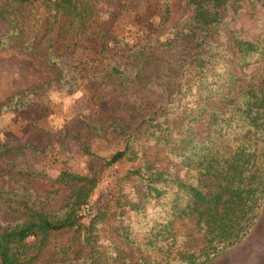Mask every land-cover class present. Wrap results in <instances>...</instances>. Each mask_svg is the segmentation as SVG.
Returning <instances> with one entry per match:
<instances>
[{
  "label": "trees",
  "instance_id": "obj_1",
  "mask_svg": "<svg viewBox=\"0 0 264 264\" xmlns=\"http://www.w3.org/2000/svg\"><path fill=\"white\" fill-rule=\"evenodd\" d=\"M110 8L107 0H0V48L21 38L33 49L39 36L61 80L78 83L84 66L59 58L86 37L103 40ZM186 9L157 38L127 49L117 41L111 55L102 47L104 72L86 77L123 97L97 131L116 145L100 158L108 202L88 206L95 173L38 172L25 158L32 144H2L0 264H41L49 248L46 264H208L248 235L264 202V23L249 34L238 19L264 0H186ZM34 176L67 187L66 202L53 208Z\"/></svg>",
  "mask_w": 264,
  "mask_h": 264
},
{
  "label": "rangeland",
  "instance_id": "obj_2",
  "mask_svg": "<svg viewBox=\"0 0 264 264\" xmlns=\"http://www.w3.org/2000/svg\"><path fill=\"white\" fill-rule=\"evenodd\" d=\"M107 1L111 8L104 23L107 29L104 39L86 37L73 51L70 49L59 58L63 63L84 66L85 72L78 83L65 84L61 80L60 70L48 62L46 44L39 45V36L29 35L24 40L33 38L30 43L33 49L25 48L21 38L0 48V152H6L4 142L11 145L28 142L34 149L27 151L25 158L38 172L53 175L64 169L95 173L100 181L89 207L109 199L110 171L103 167L100 158L109 157L115 150V139L111 133L97 131L111 123L123 97L111 89L94 88L98 81L86 77L97 71L104 72L100 69L105 58L100 53L102 47L111 55L117 41L127 49L132 43L165 34L188 16L186 0ZM254 16L243 14L238 19V24L249 34L264 23V9ZM74 136H80V141ZM82 144L88 145V151H84ZM31 184L37 193L49 194L53 208L61 207L70 191L37 176L31 178ZM86 219L87 216L82 218ZM236 254L230 258L234 260ZM52 257L49 248L41 264L48 263ZM255 258L264 262V253L256 254Z\"/></svg>",
  "mask_w": 264,
  "mask_h": 264
},
{
  "label": "crops",
  "instance_id": "obj_3",
  "mask_svg": "<svg viewBox=\"0 0 264 264\" xmlns=\"http://www.w3.org/2000/svg\"><path fill=\"white\" fill-rule=\"evenodd\" d=\"M264 202L260 208L259 215L256 218L248 235L232 250L224 253L208 264H264L256 260V254L264 253ZM237 253L236 258H230L231 254ZM261 260V259H259Z\"/></svg>",
  "mask_w": 264,
  "mask_h": 264
}]
</instances>
